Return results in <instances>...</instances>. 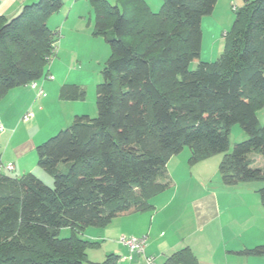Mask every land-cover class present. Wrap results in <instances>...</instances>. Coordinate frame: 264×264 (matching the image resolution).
<instances>
[{"label": "trees", "instance_id": "obj_1", "mask_svg": "<svg viewBox=\"0 0 264 264\" xmlns=\"http://www.w3.org/2000/svg\"><path fill=\"white\" fill-rule=\"evenodd\" d=\"M87 1L92 35L110 49L95 88L97 115H76L36 147L52 189L32 174L3 173L0 161V264H117L116 255L90 262L87 251L98 244L82 234L152 211L150 201L172 187L168 161L185 148L190 166L222 155L225 186L263 183L264 208L257 163H264V125L256 115L264 108V0H245L212 63L200 61L201 20L217 0H163L158 13L145 0ZM63 6L37 0L15 17L0 16V99L45 77L59 36L48 19ZM83 96L77 85L60 88L61 100ZM233 125L246 140L228 153ZM63 229L68 237L59 236ZM237 254L264 257V245ZM164 264L198 261L185 247Z\"/></svg>", "mask_w": 264, "mask_h": 264}, {"label": "crops", "instance_id": "obj_2", "mask_svg": "<svg viewBox=\"0 0 264 264\" xmlns=\"http://www.w3.org/2000/svg\"><path fill=\"white\" fill-rule=\"evenodd\" d=\"M35 1L37 0H0V16L8 19L15 17L25 5ZM66 1V5L64 3L59 12L64 15L65 23L69 21L78 0ZM65 6L70 8L63 13ZM80 21L85 24L82 18ZM93 21L89 17L85 27L82 25L83 29L92 33ZM72 22L77 24L76 21ZM84 36L90 35L84 34ZM92 39L91 41H96L98 37L95 40ZM96 44L98 45L97 42ZM61 46L62 43L46 69L42 82L36 83V88H34L39 87L38 89L44 90L45 87L50 92L57 93L58 98L57 102L49 107V110L45 104L43 107L38 106L37 114L39 113V115L32 118L40 141H34L38 136L28 139L26 130L25 133L12 131L13 136L8 140L10 146H7L5 152L0 155L3 173L11 175L17 173L16 160L21 161L31 155L44 140L43 138H48L51 128L46 130L47 128L43 124L46 110L51 112V109L54 108L55 111H60V109L65 111L66 114L63 118L59 115L55 116L59 128L73 121L72 118L76 115L85 113L82 111V104H79V101L59 98L60 88L66 84L60 83L57 86L53 73L57 74L59 66L65 67L67 60L71 61L72 56ZM46 77L53 79L49 80ZM17 89L11 90L7 96L13 97L11 106H7L6 111L0 112V123L3 128L1 134L4 133V135L9 133V130H12L14 125H18L22 118L28 114L26 110L33 99V88H31L32 90ZM45 95L43 93V97ZM39 97L37 96V98ZM21 102L24 104L22 108L18 107ZM63 107H68V110ZM32 129L34 131V127L29 131L32 132ZM23 135L25 139L20 142ZM10 151H16V154L11 157V155L9 156ZM189 156L190 152L183 150L168 161L167 171L172 180V187L150 201L153 206L152 211L113 219L107 227L97 229V232L89 237L93 242H103L99 249H105L103 252L105 255L102 256L104 259L108 256L106 253L111 252L109 255L118 257L117 264H145L142 256L130 254L124 246L118 244V238L125 235L130 237L145 236L147 238L145 255L152 257L154 264H164L169 256L185 247L191 250L198 264H264V257L237 254L264 245V208L258 194L263 183L250 182L225 186L218 173L220 156L214 158L217 168L211 178H209V169L213 167L214 163L209 162L211 158L190 166L188 164ZM257 163L264 166V163L259 160ZM9 165L13 169L6 172L5 168ZM26 168L22 165L19 172H30L40 176L33 168L28 171ZM88 229L84 232L87 233ZM100 262L92 260V263Z\"/></svg>", "mask_w": 264, "mask_h": 264}, {"label": "rangeland", "instance_id": "obj_3", "mask_svg": "<svg viewBox=\"0 0 264 264\" xmlns=\"http://www.w3.org/2000/svg\"><path fill=\"white\" fill-rule=\"evenodd\" d=\"M62 1H64L66 5L67 1L66 0H62ZM106 1L110 2L111 4L114 3V0H106ZM145 2L147 3V5L149 6L150 10L153 13H158L161 9V6L163 5V0H145ZM244 6H245V0H217L212 14L208 16H204L202 18L201 20L202 38H201V50H200L201 62L212 63L221 55L225 44L224 36L226 33L230 32L235 22L236 13L241 11L244 8ZM69 8L70 7L65 6V8L63 9V13L65 12L66 9ZM80 16L83 22H85V24L87 23L89 17L92 19V21L94 19L93 9L91 8L90 3L87 0H78L77 6L71 13L68 19L69 21L67 23H65L64 15H61L59 13L52 15L48 19L49 29L53 32H55L56 30L57 32H59L58 42L56 44L57 49H60V43H62L61 47L63 48V50L67 51L69 55H72L71 61L67 60V65H65V67L59 66V68H57L58 71L57 74L53 73V76L54 79H56L55 84L57 86L60 83H63V85L64 84L77 85L81 87V89L84 92V96L83 99L79 101V104H82L81 105L82 111H85V113L81 115H86L91 118H94L97 115L96 105H95V88L96 85L102 81L101 71L104 64L106 63V61L110 56V49L102 37H98L96 41H91L92 38H93L92 40H95L96 36H93L91 32H88L87 30L83 29V26L85 27V24L81 23ZM72 21H76L77 24L73 23ZM84 34H89L90 36L91 35L92 36L91 37L84 36ZM96 42L98 43V45L96 44ZM196 67H197V63H192L190 64L189 68L191 70H194ZM45 73L46 70H44V74ZM42 80L43 78L38 80L36 83L40 84ZM20 88L21 89L18 88L17 90H22V89L30 90L32 87L29 84L27 86H24L23 88L22 87ZM38 88L37 89L33 88L34 89L33 99L26 110L27 113H31L34 117L35 115H39V113L37 114L38 106L43 107V104H45L47 105L46 106L47 110H49V107L55 104L58 99L57 93H55L54 91L50 92V90L46 89L45 87L44 90H42V93L46 94L45 95L46 98L43 97V95L37 98L39 92ZM18 92L21 93L22 91H18ZM8 94L9 92L2 99H0L1 113L2 111H6L8 109L7 106L10 107L13 102V97H7ZM23 106L24 104L21 102L18 107L22 108ZM63 109L68 110V107H63ZM47 110L44 112L43 124H45V127L47 128L46 130H49L51 128V131H49L48 138H43L44 140L40 142V145L45 141L49 140L50 138L54 137L59 131L65 130L72 123V121H70L69 124L63 126L62 128H59L60 126H58V124L56 123L55 116L59 115L63 118L64 115L66 114L65 111L61 109L60 111H55L54 108L51 109V112ZM256 115L260 121V124L264 125V108L256 112ZM32 118L27 120L22 118L21 121L23 122L20 121L18 125H14L13 129L9 130V133H5V135L4 133L0 134V155L5 152L7 146H10L9 145L10 141L8 142V140L9 138L11 139L13 136L12 131L14 132L18 131V133L23 131V133H25L26 130L28 133L27 134L28 139L31 138L33 139L34 137L38 136L37 135L38 131H36V125L33 124ZM32 127H34V131L32 129V132H30L29 130ZM20 135L19 138L21 137ZM22 137L23 138L20 140V142L24 141L25 139L24 135ZM39 138L40 137L38 136L37 138L34 139V141H40ZM245 140H246V136L243 133L240 125H233L229 131L228 153L231 151L234 144L241 143ZM184 152H189L188 148H185ZM15 154L16 151H10L9 156L11 155L12 157ZM216 156H220L222 158V155H216ZM216 156L211 157L209 162H214L215 160L214 158H216ZM215 162L213 163V167L209 169V178L213 177L216 171L217 164ZM22 165L27 167L26 171L31 170L33 168L34 171L40 176H36L35 174L30 172L27 173L23 172L24 174L22 172H19L21 170L20 167ZM16 167H17V173L12 174V176L21 177L25 174H32L36 178L40 179L43 183H45L47 187L51 189L53 188V178L51 177V175L40 169L37 165L36 149L33 153H31V155L27 156L23 160L21 161L16 160ZM94 229L95 228H89L87 233L84 232V234H82L81 237L84 240L93 242L89 239V237L92 236L94 232H97V229L96 230ZM59 236L61 238L68 237L69 231L63 229L60 231ZM120 237L118 238V240L120 239ZM125 237L129 238L130 236H125ZM94 243H97L98 246L92 247L91 249L88 250L87 258L90 262H92V260L102 262L104 261L102 259H104L103 255L105 254L103 252L105 251V249L100 250L99 248L103 244V242L96 241ZM118 244L120 243L118 242ZM107 253L106 255H109V253L111 252H107Z\"/></svg>", "mask_w": 264, "mask_h": 264}, {"label": "built area", "instance_id": "obj_4", "mask_svg": "<svg viewBox=\"0 0 264 264\" xmlns=\"http://www.w3.org/2000/svg\"><path fill=\"white\" fill-rule=\"evenodd\" d=\"M49 79H52V77H49ZM32 88H36V85L33 83L31 84ZM42 90L39 89L38 97L42 96ZM33 115L31 113H28L24 116V119H30ZM2 132V126L0 124V134ZM13 168L11 165L6 167L7 171H11ZM118 242L123 245L130 254H135L142 256L144 258L145 264H154V259L152 257H147L145 255V249L147 246V238L145 236L142 237H129L126 238L125 236L120 237Z\"/></svg>", "mask_w": 264, "mask_h": 264}, {"label": "bare ground", "instance_id": "obj_5", "mask_svg": "<svg viewBox=\"0 0 264 264\" xmlns=\"http://www.w3.org/2000/svg\"><path fill=\"white\" fill-rule=\"evenodd\" d=\"M1 124V123H0ZM2 126V125H1ZM2 130H3V128H2ZM13 168V167H12ZM5 170H6V168H5ZM10 172V171H9Z\"/></svg>", "mask_w": 264, "mask_h": 264}]
</instances>
